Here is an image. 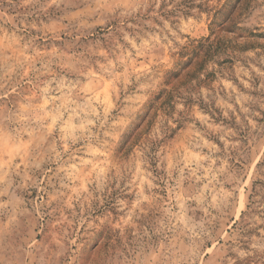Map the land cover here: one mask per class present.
Here are the masks:
<instances>
[{
	"label": "rangeland",
	"instance_id": "374dc122",
	"mask_svg": "<svg viewBox=\"0 0 264 264\" xmlns=\"http://www.w3.org/2000/svg\"><path fill=\"white\" fill-rule=\"evenodd\" d=\"M0 264H264V0H0Z\"/></svg>",
	"mask_w": 264,
	"mask_h": 264
}]
</instances>
